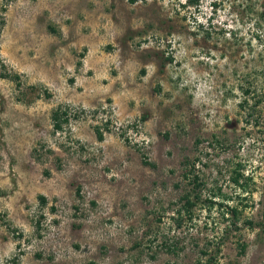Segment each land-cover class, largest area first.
<instances>
[{"label": "rangeland", "instance_id": "obj_1", "mask_svg": "<svg viewBox=\"0 0 264 264\" xmlns=\"http://www.w3.org/2000/svg\"><path fill=\"white\" fill-rule=\"evenodd\" d=\"M0 264H264V0H0Z\"/></svg>", "mask_w": 264, "mask_h": 264}, {"label": "trees", "instance_id": "obj_2", "mask_svg": "<svg viewBox=\"0 0 264 264\" xmlns=\"http://www.w3.org/2000/svg\"><path fill=\"white\" fill-rule=\"evenodd\" d=\"M132 3L137 2V0H130ZM188 4L190 5H198L199 0H186ZM248 94V92H247ZM53 120H54V128L56 130H62L63 126H62V122H61V118L59 117L58 111L55 112V114L53 115ZM97 137L100 141H102L104 139V134L100 131L97 132ZM40 200L43 204H46V199L45 197L41 196ZM206 254V253H204Z\"/></svg>", "mask_w": 264, "mask_h": 264}]
</instances>
